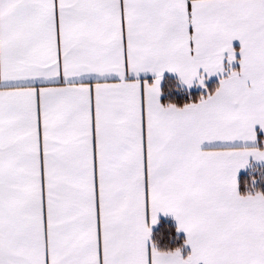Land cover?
<instances>
[{"label":"snow or ice","instance_id":"obj_1","mask_svg":"<svg viewBox=\"0 0 264 264\" xmlns=\"http://www.w3.org/2000/svg\"><path fill=\"white\" fill-rule=\"evenodd\" d=\"M0 264H264V0H0Z\"/></svg>","mask_w":264,"mask_h":264}]
</instances>
